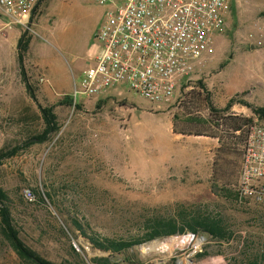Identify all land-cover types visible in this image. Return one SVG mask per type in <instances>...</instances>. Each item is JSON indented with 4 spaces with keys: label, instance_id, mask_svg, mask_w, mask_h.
<instances>
[{
    "label": "rangeland",
    "instance_id": "374dc122",
    "mask_svg": "<svg viewBox=\"0 0 264 264\" xmlns=\"http://www.w3.org/2000/svg\"><path fill=\"white\" fill-rule=\"evenodd\" d=\"M263 8L264 0H231L216 54L183 82L177 100L161 106L126 86L75 95L106 19V7L93 0H42L31 30L0 33V155L13 152L2 158L0 186L20 238L35 253L55 264H93L94 258L228 264L244 249L261 248L264 198L241 202L219 192L235 193L249 126L263 122L255 113L264 108L262 50L251 48L264 26ZM45 110L55 117L49 131ZM209 115L252 121L236 132L221 127L220 143L205 130ZM28 188L34 200L25 197ZM181 204L222 216L233 239L187 232L110 256L72 223L127 238L149 217L175 214ZM0 264L34 263L20 258L0 231Z\"/></svg>",
    "mask_w": 264,
    "mask_h": 264
},
{
    "label": "built area",
    "instance_id": "2783aa9c",
    "mask_svg": "<svg viewBox=\"0 0 264 264\" xmlns=\"http://www.w3.org/2000/svg\"><path fill=\"white\" fill-rule=\"evenodd\" d=\"M41 1L0 0V33L15 26L31 30ZM93 1L106 7V19L95 35V60L82 72L75 95L100 96L126 86L156 106L177 100L183 82L216 54L231 6V0ZM251 48L262 50L264 71V26ZM40 81L50 82L45 76ZM263 179L264 121L249 126L237 200L263 199ZM24 195L35 199L29 188Z\"/></svg>",
    "mask_w": 264,
    "mask_h": 264
},
{
    "label": "trees",
    "instance_id": "16d2710c",
    "mask_svg": "<svg viewBox=\"0 0 264 264\" xmlns=\"http://www.w3.org/2000/svg\"><path fill=\"white\" fill-rule=\"evenodd\" d=\"M20 61L23 66V55H20ZM255 113L264 121V108H257ZM49 130L52 129L54 116L44 111ZM252 121L251 118L236 116H221L220 118L209 115V119L206 120L205 130L210 131L211 136L217 138L222 143V134L220 133L221 127L224 125L230 128L232 131H240L245 125ZM218 129V130H215ZM178 134H185V132H179ZM43 140L44 138H40ZM15 151V150H14ZM13 154L8 152L7 154L0 155V165L2 158L7 155ZM221 190L220 195L229 196L232 195L236 198V194ZM48 199H51L50 195H47ZM44 200V198H43ZM185 206L178 205L175 214L164 216L155 215L151 216L144 221V226L138 234H133L127 238L115 239L107 236L96 235L90 233L85 228L84 224L79 219H73V226L80 230L84 236H86L92 246L96 249L103 251H109L110 256L115 254H125L129 249L136 245H141L145 242H149L158 238L173 236L176 234H184L187 232L199 233L204 232L212 236L218 241L229 242L233 239L234 232L230 228L229 223L220 215L215 214L213 211L203 210L201 207L194 206L193 210L187 211ZM0 231L3 236L9 241L13 249L17 254L25 261H30L34 264H55L49 260L43 259L37 253H35L19 236V231L16 229L14 219L12 216L11 208L9 205V195L7 191L0 186ZM247 248V247H246ZM202 254H200L201 256ZM131 264H145L140 260L132 258H125ZM109 258H94L93 264H108ZM59 264H75L71 261H64ZM88 264V263H84ZM228 264H264V243L259 250H242L240 254L234 256L228 260Z\"/></svg>",
    "mask_w": 264,
    "mask_h": 264
},
{
    "label": "crops",
    "instance_id": "0c3cea01",
    "mask_svg": "<svg viewBox=\"0 0 264 264\" xmlns=\"http://www.w3.org/2000/svg\"><path fill=\"white\" fill-rule=\"evenodd\" d=\"M115 90H117L118 88H114ZM116 92V91H115ZM118 94H121V90H119L118 91ZM111 96H113V95H110V96H108V95H105V96H103L104 98H107V97H111Z\"/></svg>",
    "mask_w": 264,
    "mask_h": 264
},
{
    "label": "water",
    "instance_id": "95a60500",
    "mask_svg": "<svg viewBox=\"0 0 264 264\" xmlns=\"http://www.w3.org/2000/svg\"><path fill=\"white\" fill-rule=\"evenodd\" d=\"M35 140H37V139H31L30 141H35Z\"/></svg>",
    "mask_w": 264,
    "mask_h": 264
}]
</instances>
